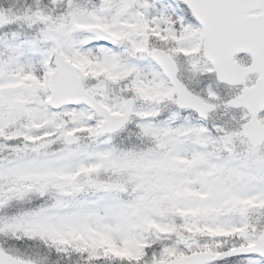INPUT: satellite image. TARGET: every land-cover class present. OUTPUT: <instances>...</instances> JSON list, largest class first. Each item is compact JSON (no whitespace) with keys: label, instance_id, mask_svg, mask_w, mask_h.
Instances as JSON below:
<instances>
[{"label":"snow or ice","instance_id":"obj_1","mask_svg":"<svg viewBox=\"0 0 264 264\" xmlns=\"http://www.w3.org/2000/svg\"><path fill=\"white\" fill-rule=\"evenodd\" d=\"M0 264H264V0H0Z\"/></svg>","mask_w":264,"mask_h":264}]
</instances>
